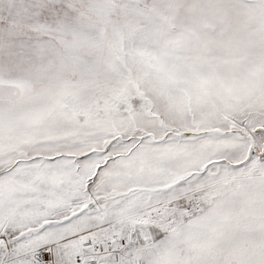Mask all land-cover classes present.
Wrapping results in <instances>:
<instances>
[{"label": "snow or ice", "instance_id": "obj_1", "mask_svg": "<svg viewBox=\"0 0 264 264\" xmlns=\"http://www.w3.org/2000/svg\"><path fill=\"white\" fill-rule=\"evenodd\" d=\"M0 264H264V0H0Z\"/></svg>", "mask_w": 264, "mask_h": 264}]
</instances>
